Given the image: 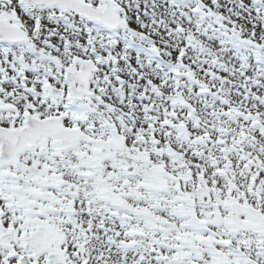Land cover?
I'll return each mask as SVG.
<instances>
[{"label": "snow or ice", "instance_id": "1", "mask_svg": "<svg viewBox=\"0 0 264 264\" xmlns=\"http://www.w3.org/2000/svg\"><path fill=\"white\" fill-rule=\"evenodd\" d=\"M0 264H264V0H0Z\"/></svg>", "mask_w": 264, "mask_h": 264}]
</instances>
